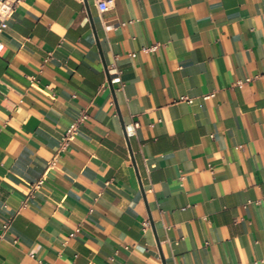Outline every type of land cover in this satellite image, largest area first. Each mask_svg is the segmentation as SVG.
I'll return each instance as SVG.
<instances>
[{
    "label": "crops",
    "instance_id": "0c3cea01",
    "mask_svg": "<svg viewBox=\"0 0 264 264\" xmlns=\"http://www.w3.org/2000/svg\"><path fill=\"white\" fill-rule=\"evenodd\" d=\"M6 22L0 264H264V0H21Z\"/></svg>",
    "mask_w": 264,
    "mask_h": 264
},
{
    "label": "built area",
    "instance_id": "2783aa9c",
    "mask_svg": "<svg viewBox=\"0 0 264 264\" xmlns=\"http://www.w3.org/2000/svg\"><path fill=\"white\" fill-rule=\"evenodd\" d=\"M21 0H0V4H6V8L4 10H0V31L7 25L6 22V18L11 10V8H13L18 2H20ZM97 2V7L100 11H104L106 9H108L112 4H113V0H96ZM157 47V44H151L148 46H143V50H151ZM107 70L109 71L110 74L113 73H118L117 68L114 66V64H112L109 68H107ZM117 77V76H116ZM242 81L239 80V83H241ZM211 95H213V92H207L205 94H203L204 98H208ZM181 99H186L187 101H191L192 98L188 97V96H180ZM85 117V114L82 115V118ZM77 125V120H74L73 122H71V124H69V127L66 129L63 137L61 138V145L60 147H64L68 141H70L73 137V135L75 134V130H76V126ZM138 123L137 122H133L132 124V132L134 131V129L137 127ZM144 228L148 226V222L144 221L143 222ZM7 225H4V228H6ZM74 233H70L69 236H73Z\"/></svg>",
    "mask_w": 264,
    "mask_h": 264
},
{
    "label": "bare ground",
    "instance_id": "6f19581e",
    "mask_svg": "<svg viewBox=\"0 0 264 264\" xmlns=\"http://www.w3.org/2000/svg\"><path fill=\"white\" fill-rule=\"evenodd\" d=\"M6 8V4H0V10H4Z\"/></svg>",
    "mask_w": 264,
    "mask_h": 264
},
{
    "label": "water",
    "instance_id": "95a60500",
    "mask_svg": "<svg viewBox=\"0 0 264 264\" xmlns=\"http://www.w3.org/2000/svg\"><path fill=\"white\" fill-rule=\"evenodd\" d=\"M85 2H86V0H85ZM105 69L107 70V67L105 66ZM109 78V80H110V77H108ZM112 88V87H111Z\"/></svg>",
    "mask_w": 264,
    "mask_h": 264
}]
</instances>
